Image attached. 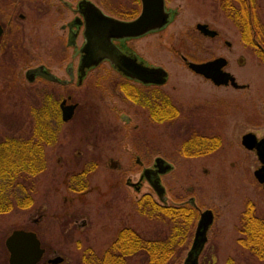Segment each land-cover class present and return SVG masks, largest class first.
<instances>
[{
	"label": "rangeland",
	"instance_id": "rangeland-1",
	"mask_svg": "<svg viewBox=\"0 0 264 264\" xmlns=\"http://www.w3.org/2000/svg\"><path fill=\"white\" fill-rule=\"evenodd\" d=\"M90 1L120 18L140 13L139 0ZM11 3L15 12L10 24ZM254 3L264 25V0ZM165 7L176 11L169 25L126 44L141 59L168 73L167 83L159 91L180 114L172 121L156 123L144 108L124 97L119 84L127 83L142 92L148 88L125 79L107 62L89 71L81 86L74 81L61 87L39 78L29 82L26 72L39 66L69 80L67 64L76 61L62 26L73 16L54 0H0L4 24L0 140L27 135L31 110L42 98L57 107L63 99L76 106L74 117L66 123L61 121L59 107L48 113L51 120L58 117L61 123L56 143L44 148L45 169L33 181L32 205L0 215V264H8L4 242L17 229L36 233L45 247L38 264H82L86 251L103 253L123 228L134 229L150 240L169 235L168 221L142 217L135 210V203L145 195L161 202L141 177L142 169L157 157L173 166L160 178L165 205L178 206L192 197L197 219L205 210L214 214L200 264H264L237 243L239 220L248 203L264 220V191L253 176L260 165L254 152L241 145L242 135L249 131L258 138L264 135V63L243 43L238 28L216 0H166ZM20 14L23 20L18 18ZM197 24H206L218 37H203ZM82 43L80 35L78 47ZM182 57L190 62L223 57L229 62L227 71L248 89L215 87L192 74ZM192 134L217 137L219 147L204 156L184 157L181 144ZM196 222L185 251L173 264L183 263ZM127 264L144 262L136 256Z\"/></svg>",
	"mask_w": 264,
	"mask_h": 264
},
{
	"label": "trees",
	"instance_id": "trees-1",
	"mask_svg": "<svg viewBox=\"0 0 264 264\" xmlns=\"http://www.w3.org/2000/svg\"><path fill=\"white\" fill-rule=\"evenodd\" d=\"M216 1L238 28L243 43L251 49L258 45L264 49V25L258 19L254 0ZM134 15L128 14L123 19H133ZM255 52L264 63L262 50ZM119 90L127 100L144 108L153 122L172 121L180 114L179 108L160 91L142 92L127 83L119 84ZM47 102L42 98L32 108L27 135L5 136L0 140V215L28 209L32 205L33 181L45 169L44 148L55 145L57 127L61 124L58 117L53 120L48 117V113L56 112L58 107L54 102ZM218 147L217 137L192 134L182 142L180 151L184 157L193 158L210 154ZM135 210L142 217L168 221L171 224L169 235L150 240L134 229L123 228L107 250L101 254L88 250L81 263L127 264L136 256H141L144 264L175 263L185 251V243L197 220L196 209L188 204L162 206L145 195L135 203ZM238 232L237 243L252 257L264 262V220L256 214L252 203L246 205L241 215Z\"/></svg>",
	"mask_w": 264,
	"mask_h": 264
},
{
	"label": "water",
	"instance_id": "water-1",
	"mask_svg": "<svg viewBox=\"0 0 264 264\" xmlns=\"http://www.w3.org/2000/svg\"><path fill=\"white\" fill-rule=\"evenodd\" d=\"M141 5L140 14L133 20L123 21L102 12L95 4L88 0H82L80 4L85 9L84 19V44L80 50V79H84L89 69L96 68L102 62L107 61L110 66L123 77L142 85L163 86L168 74L161 67H150L137 63L134 57H129L121 52L113 43L127 39L140 38L151 32L164 29L171 21L170 12L165 9V0H139ZM196 30L204 36L215 37L216 31L209 29L206 24H197ZM2 28L0 26V36ZM74 38V37H73ZM71 41L68 45H73ZM227 45H230L227 43ZM184 61L186 59L183 58ZM190 71L209 80L214 86L231 85L241 88L230 73L223 71L226 65L224 58H216L203 63L187 62ZM41 77L52 83L66 85L67 82L58 80L54 75L44 70L43 67L30 69L26 72V79L33 82L36 77ZM81 83V82H80ZM60 103L62 122H68L74 114V105ZM242 145L248 150H255L260 167L254 172V177L262 185L264 191V136L256 140L251 134L242 137ZM109 165L113 167V162ZM172 165L164 159L157 157L153 168H144L141 177L147 181L159 201L165 203V188L161 184L160 176L169 173ZM189 204L194 205L190 199ZM213 213L205 210L200 213L193 234L190 249L186 253L183 264H199V256L207 242V232L213 223ZM8 251L9 264H38L44 249L40 246L35 233L24 230H14L5 240Z\"/></svg>",
	"mask_w": 264,
	"mask_h": 264
},
{
	"label": "flooded vegetation",
	"instance_id": "flooded-vegetation-1",
	"mask_svg": "<svg viewBox=\"0 0 264 264\" xmlns=\"http://www.w3.org/2000/svg\"><path fill=\"white\" fill-rule=\"evenodd\" d=\"M54 1H56L58 4H60L61 6H63L65 9H68V11L72 14V19L70 20V21H68L65 25H63L62 26V30L63 31H67V39H66V42H67V47L68 48H70V47H72L73 48V50H74V53H73V55H72V60H74V61H76V63H75V65H73V63H68L67 64V67H66V73H67V75H68V77H69V80H61V79H59V78H57L58 80H61V81H65V82H67V84L66 85H60V84H58V83H52V82H49V81H47V80H45V81H47L48 83H52V84H56V85H59V86H61V87H67L69 84H71V83H73L74 81L76 82V84H77V86H81L82 85V83H83V81H84V79L86 78V76L84 77V79H80V68H79V64H80V58H81V56H82V54H81V52H80V50L82 49V46H83V44H84V37H83V31H84V19H83V13L85 12V9L83 8V6L80 4V2L82 1V0H77V1H75V2H69V1H67V0H54ZM88 1H90V0H88ZM90 2H92V1H90ZM93 4H95L94 2H92ZM96 5V4H95ZM10 9H11V11H10V16H9V23L11 24L14 20H13V18H14V12H15V9H14V7H15V5L13 4V3H11L10 5ZM98 8H100L98 5H96ZM101 9V8H100ZM102 10V9H101ZM167 11H169L170 12V17H171V21H170V23L172 22V20L174 19V17H175V15H176V11H173V10H171V9H166ZM103 11V10H102ZM104 12V11H103ZM105 13V12H104ZM106 15H109V16H111V17H113V18H116V19H119V20H123V21H125L126 19H123V18H120V17H117V16H115V15H111V14H107V13H105ZM18 18L20 19V20H23L24 19V15H19L18 16ZM135 18V17H134ZM133 18V19H134ZM128 20H132V19H128ZM169 23V24H170ZM8 24V23H7ZM6 25V24H5ZM0 26H1V28H2V35L0 36V48H1V42H2V39H3V36H4V24L3 23H1V21H0ZM7 26V25H6ZM152 33H155V32H151V33H148V34H152ZM148 34H146V35H144V36H142V37H140V38H135V39H127V40H124V41H114L113 43L118 47V49L121 51V52H123L125 55H127V56H129V57H134L135 58V60H136V62L137 63H140V64H142V65H146V66H150V67H159V66H155V65H152V64H149V63H147L145 60H143V59H141L133 50H131L126 44L129 42V41H131V40H137V39H141V38H143V37H145V36H147ZM81 35V37H82V39H83V43H82V45L80 46V47H78V45H77V39L79 38V36ZM202 35V34H201ZM203 37H206V38H211V39H215V38H217L218 37V34H216V36L215 37H207V36H204V35H202ZM74 37V38H73ZM71 41H73L74 42V44L73 45H68V43L69 42H71ZM227 43H229V42H227V41H225V45L227 46V47H230V45H227ZM230 44V43H229ZM253 50H262V52L264 53V49H262V48H260V46L258 45L256 48H254ZM183 58L184 57H182V60H183ZM216 58H218V57H216ZM223 58V57H222ZM184 59H186V58H184ZM215 59V58H214ZM214 59H212V60H214ZM225 59V58H224ZM226 60V65H225V67L223 68V71H226V72H228V73H230L229 71H227V67L229 66V62H228V60L227 59H225ZM186 61H188L187 59H186ZM186 61H184L183 60V63L186 65ZM210 61V60H209ZM190 62V61H189ZM191 62H193V61H191ZM204 62H207V61H204ZM238 62L239 63H242V59H239L238 60ZM108 63V62H107ZM194 63H203V62H194ZM109 64V63H108ZM110 65V64H109ZM39 67H43V66H39ZM111 67V66H110ZM38 68V67H37ZM44 68V70L45 71H47V72H49L45 67H43ZM112 68V67H111ZM93 69H95V68H92V69H89V70H87V72H86V75H87V73L89 72V71H91V70H93ZM113 69V68H112ZM30 70V69H29ZM114 70V69H113ZM189 70V69H188ZM115 71V70H114ZM190 71V70H189ZM115 72H117V71H115ZM192 74H194L195 76H200V75H197V74H195V73H193L192 71H190ZM50 73V72H49ZM118 73V72H117ZM118 74H120V73H118ZM121 75V74H120ZM230 75H232L231 73H230ZM122 76V75H121ZM233 76V75H232ZM123 77V76H122ZM200 77H202V76H200ZM234 77V76H233ZM36 78H39V79H43V78H41V77H36ZM36 78L34 79V81L36 80ZM203 78V77H202ZM235 78V77H234ZM125 79H127V78H125ZM203 79H205V78H203ZM44 80V79H43ZM127 80H129V79H127ZM167 80H168V77H167ZM206 81H209V80H207V79H205ZM235 80H236V78H235ZM129 81H132V80H129ZM81 82V83H80ZM134 82V81H133ZM167 82V81H166ZM210 82V81H209ZM237 82V81H236ZM137 83V82H136ZM211 83V82H210ZM141 87H144V88H148L147 90L148 91H159V88L160 87H162V86H155V85H142V84H140V83H138ZM212 84V83H211ZM213 85V84H212ZM238 85H240L241 86V88H234V87H232L230 84L229 85H227V86H220V87H224L225 89H229V88H231V89H233V90H235V91H245V90H247L248 89V85H241V84H239L238 83ZM216 87V86H215ZM62 101H65L66 103V105H71L66 99H63ZM61 101V102H62ZM60 102V103H61ZM60 106V104L58 105V107ZM75 109H76V106H75ZM59 111H60V108H59ZM74 113H75V110H74ZM60 114H61V112H60ZM246 134H251V135H253L254 137H255V139L256 140H260L262 137H260V138H258L257 137V135L254 133V131H249V132H247V133H245L244 135H246ZM244 135H242V137L244 136ZM242 137H241V141H242ZM209 138H212V137H209ZM241 145H242V142H241ZM242 147L244 148V149H246L243 145H242ZM247 151H250V152H254V154H255V156H256V159L258 160V158H257V155H256V151L255 150H248V149H246ZM259 162V161H258ZM259 165H260V163H259ZM154 167V162H153V164L151 165V166H149V167H146V168H153ZM259 168V167H258ZM257 168V169H258ZM256 169V170H257ZM255 172V171H254ZM254 172H253V176H254ZM256 180V179H255ZM258 183V182H257ZM259 184V183H258ZM189 191H191V189H189ZM190 199H192L191 197L185 202V203H181L180 205H184V204H188V205H191V204H189L188 202H189V200ZM191 207H193L194 209H197L196 208V205H191ZM41 247H43L44 249H45V247L42 245V243H41ZM46 250V249H45Z\"/></svg>",
	"mask_w": 264,
	"mask_h": 264
}]
</instances>
